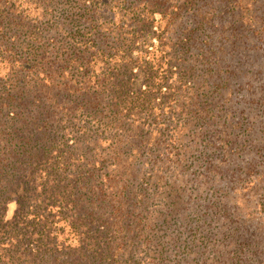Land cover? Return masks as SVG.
Returning a JSON list of instances; mask_svg holds the SVG:
<instances>
[{
  "label": "trees",
  "instance_id": "trees-1",
  "mask_svg": "<svg viewBox=\"0 0 264 264\" xmlns=\"http://www.w3.org/2000/svg\"><path fill=\"white\" fill-rule=\"evenodd\" d=\"M263 58L264 0H0V264L46 256L60 234L80 240L79 264H169L173 244L215 243L185 237L203 205L264 214V167L257 153L242 165L264 129ZM219 143L237 161L226 189L202 177ZM176 219L177 235L156 237ZM240 233L191 256L264 264V241ZM136 241L157 253L137 261Z\"/></svg>",
  "mask_w": 264,
  "mask_h": 264
},
{
  "label": "rangeland",
  "instance_id": "rangeland-1",
  "mask_svg": "<svg viewBox=\"0 0 264 264\" xmlns=\"http://www.w3.org/2000/svg\"><path fill=\"white\" fill-rule=\"evenodd\" d=\"M262 53V52H261ZM264 59V58H263ZM254 67V66H253ZM263 71H261L260 75L257 77L256 80H253L252 82L259 83L260 81H264V60H263ZM257 68L255 67V70ZM252 75H256V72H251ZM113 97V96H112ZM260 117L257 118L258 123L260 121H264V101L260 102ZM257 109V110H258ZM144 121V120H143ZM145 122V121H144ZM132 123V122H131ZM131 126V125H130ZM147 124L145 125V127ZM71 134L75 137L82 136L81 131L78 130L77 127H69ZM96 128H92V137H95L98 132H95ZM213 130V127L211 128ZM256 130H260L259 134L257 136L250 135L249 137H246V148H244L243 156H245V160L242 162V165L247 167L251 162H253V154L257 153L258 157L256 159L257 168L261 170V167H264V129L263 127H257L255 130L251 131L253 133ZM147 129H143V135L149 136L150 133H147ZM262 131V132H261ZM56 131H54L55 133ZM63 131L61 129H58L56 132L57 134H61ZM258 133V132H257ZM83 138L85 136L83 135ZM185 148L187 151L180 150L181 153L177 152V159L178 164L175 165L176 172H182L184 173V176L186 177L188 173L193 172L196 174L195 168L192 164L193 158H191V153H188L189 149L192 150V142L189 140L185 141ZM1 146H4V143H1ZM200 148V146L197 144ZM88 146H84L77 149V153H81L83 151L87 150ZM149 155H152L151 153H148V151H144L141 154L142 161H138V163H147L149 160ZM212 158H209V165L207 168L202 169V177H212L213 172H217L215 175L216 181L218 182L219 186H222L224 189L228 188V170L231 168H237V161H231L228 159V152L226 150V147L222 145V143H219L214 145V151L212 153ZM117 159L119 158L118 155L115 156ZM152 157V156H151ZM151 159V158H150ZM238 160V159H237ZM146 161V162H145ZM112 162V161H111ZM213 164V168L210 166V164ZM139 164L135 165L136 167L139 166ZM206 169V171H204ZM199 171V170H198ZM200 173V172H199ZM198 173V174H199ZM197 175V174H196ZM195 179V178H193ZM194 184L196 181H194ZM137 184V182H136ZM193 186V185H189ZM261 208L264 211V204L261 205ZM200 210V209H199ZM198 210V211H199ZM201 213H205L202 216H194L190 217L188 219H185L182 224H186V234L185 237H187V241L190 238H195L198 236H201V240L207 241L209 239H212L214 244H208L206 248L202 249L199 243L196 244H189L190 247L183 243L181 245L173 244L170 247L169 251V264H200L197 260V257L191 256V255H209L211 252H214L216 248H219L220 250L228 249V235L232 233L241 232L240 236L242 237L241 240L245 239H252L259 241L262 243L264 241V214L263 212L259 214L255 220L249 221L248 218H245L246 211L239 212L234 218L228 219V202L224 207L220 208H210L208 205H203L201 210ZM233 215V214H232ZM204 217V218H203ZM69 227V226H68ZM165 227L166 230L163 228ZM183 226L179 222H177V219L175 221H172V223L169 225V223H166V221L162 222L160 228H158L156 237L161 238L165 233H170V235H177L175 232L182 229ZM175 231V232H174ZM198 233L197 236H195ZM203 235V237H202ZM58 241V245L54 246L53 243H51L47 247V254L46 256H43L38 259H29L27 264H49L47 262V259L54 260L56 257H61V264H73L75 261L76 264H79L76 260V255H81L79 251V242L80 240L75 238L72 235H65L60 234V236L56 239ZM156 244V245H155ZM157 244L158 242L149 243L145 245L141 241H136V246L134 248L135 250V259L137 261H147L150 259L152 255L157 253ZM192 245L195 247L193 248ZM45 255V254H44ZM57 261V260H56ZM58 262V261H57ZM60 263V262H58ZM12 264V262L10 263Z\"/></svg>",
  "mask_w": 264,
  "mask_h": 264
}]
</instances>
